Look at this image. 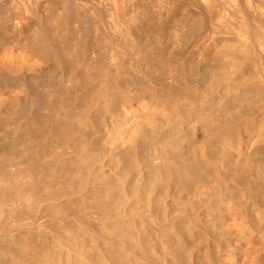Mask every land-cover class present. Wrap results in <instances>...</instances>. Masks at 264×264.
<instances>
[{
	"label": "clouds",
	"instance_id": "9594fccd",
	"mask_svg": "<svg viewBox=\"0 0 264 264\" xmlns=\"http://www.w3.org/2000/svg\"><path fill=\"white\" fill-rule=\"evenodd\" d=\"M29 5L25 28L0 27V126L23 125L14 207L43 219L30 239L0 228V264H258L264 27L241 21L236 55L205 51L184 0H100L115 34ZM0 166L15 184L20 167Z\"/></svg>",
	"mask_w": 264,
	"mask_h": 264
},
{
	"label": "rangeland",
	"instance_id": "374dc122",
	"mask_svg": "<svg viewBox=\"0 0 264 264\" xmlns=\"http://www.w3.org/2000/svg\"><path fill=\"white\" fill-rule=\"evenodd\" d=\"M222 1H223V3H225V2L226 3L224 5L221 3V7L225 6L227 4H230L232 6L235 5L233 2H231L229 0H226V1L222 0ZM227 1H228V3H227ZM240 1L243 2L242 3V5H243L245 0L244 1L240 0ZM246 1H245V3H246ZM254 1H255L254 3L262 4V8H264V0H254ZM220 2H221V0H220ZM76 3H77L76 0H71V5H73V7H71L72 11L70 12V16H69V19L72 21L74 28L80 26V21L78 19V15L80 14L81 11L79 9L80 6H78ZM186 3H187V5H186ZM205 3H206V0H203V2H202V0H188V1L184 0V5H185V7L188 8V11L191 14L192 18L196 19L198 17L199 19L198 18L197 19L201 22L202 25H204L203 28L205 27L204 31L201 33V36H207L208 37V40L205 42L208 47H207V49H205V51H207L208 49H211L213 52H216L217 50L223 48L225 51L229 52V54L238 55V52H236L235 47H234L236 42H237V37L235 36V32L239 31V30H237L238 29L237 28V25H238L237 21L240 22L241 19L243 20V18H241L242 16L239 15V14H234V13L231 12L232 13V14H230L231 17H232L231 20H233L234 22L231 21L230 20L231 17L227 18V16H229V13L227 15V11L230 12L231 9L233 11L234 6L230 8V5H227L226 6L227 8L223 9L226 12H224L222 10V8H224V7H222L221 8L222 14L220 13V14H218V16H215V18L217 17L218 19L217 18L215 19L214 17H212V18H214V20L211 19L213 21L209 20L210 21L209 22L208 21V19H209L208 18V13L206 12V10L204 8ZM18 5L19 4H17L16 7H14L12 5L13 9L15 8V10H13V9L10 10V8H12V7H10L8 12H0V16L2 17V18L0 17V27H3L6 31H11L12 28H14V27H18L20 29L21 28L23 29V28H25L28 25L27 22H30V21H28V19L29 20L31 19L30 18L31 15L23 13V11L21 12L22 9L20 8V5L19 6ZM61 5H62V3L59 2V7L60 8H61ZM245 5L247 6V3L243 5V7H244L243 10L245 8H247L246 9V11H247L246 13H248V14L251 13L249 15H254L256 17H257L256 14H258L260 22L264 23V18H262V17H264V14H262V13H264V11H262V9L261 10L258 9L255 12L256 9L253 10L254 9L253 7H249L248 8V6L245 7ZM16 8H18L17 10H20V11H17ZM82 8L84 9L83 11H85V13H88L91 16V18L93 19L92 11L90 13L89 10L87 9V7H82ZM228 8H230V9H228ZM248 9H249V11H248ZM251 9L253 10V12L250 11ZM181 11L183 12V9H181ZM259 12L261 14H259ZM17 13H19V14H17ZM27 15H28L29 18L27 17ZM24 16H25V18H24ZM219 16H220V18H219ZM221 20H223V21H221ZM218 22H220V23H218ZM203 23H205V24H203ZM206 23H209V24H206ZM217 24L219 25V27H218ZM258 24H259V22L252 23L253 28L256 27V25H258ZM227 25H229L231 28L228 27ZM210 27H211V29H210ZM232 27H233V29H232ZM260 27H264V25H262ZM220 29H223V30H220ZM93 30L94 31H92V32H93V34H95L96 33V29H93ZM211 30H213V32H211ZM216 30H217L218 33L216 32ZM231 30L232 31L234 30V31L232 32ZM224 32H226V33H224ZM208 35L212 36V37L210 38ZM215 36H217V37H215ZM249 38L251 39V37H249ZM225 45H228L229 47L225 48L224 47ZM5 99L7 100L8 97H5ZM12 106L14 107L15 105L13 104ZM16 124L18 125L17 128L13 127L12 124L9 123V122H5V123H3L2 126H0V132L4 133L3 136H0V155H3L6 158V160H8L10 162V166H12V167L19 166L20 169H21L19 175L16 178L17 182L15 184H10L8 187H5L2 183H0V207H1L0 208V216H1V218H0V228L6 227V226L15 225V227H8V235L10 237L17 238V237L23 235V236H25L27 238H29V237L31 238L32 233H34L41 226L40 222L43 219V217L33 218L31 215H28L26 213V210L14 207V205L17 203L18 194L19 195H24L25 192L27 191V185L25 184L24 179L26 180L27 174L30 171V169H28L29 166L26 163V161L29 159V156L24 155L22 151H18V149L22 148L21 146H23V144L26 142L25 135H24V133L22 131L23 125L20 124L19 121H16ZM16 143H17V145H16ZM2 172H3V167L0 166V174H2ZM8 194H9V196H8ZM5 202H7V207L4 206ZM253 216H254V214H253ZM29 221H30V223H29ZM257 224H259V220H257ZM86 226L89 227V228L92 227V225H86ZM249 227H251V225H249ZM262 256H264V254H261V256L259 257L258 264H264V257H262ZM85 259H87V257H85Z\"/></svg>",
	"mask_w": 264,
	"mask_h": 264
},
{
	"label": "bare ground",
	"instance_id": "6f19581e",
	"mask_svg": "<svg viewBox=\"0 0 264 264\" xmlns=\"http://www.w3.org/2000/svg\"><path fill=\"white\" fill-rule=\"evenodd\" d=\"M77 1V0H76ZM188 1V0H187ZM226 1V0H225ZM229 1H231V2H233L235 5H233L234 6V8H233V11H232V9H231V11L230 12H228L227 11V15H228V13H229V16H227V18L228 17H231V15L230 14H232V13H234V14H239V15H241L242 17L241 18H243V22L245 23V24H247L248 25V27H249V30H252V29H254L253 28V26H252V23H254V22H259V24L258 25H260V26H262V25H264V23H262V22H260V20H259V15L258 14H256L257 15V17L256 16H254V15H249V14H251V13H246L247 11H246V9L247 8H245L244 10H243V5L244 4H246L247 3V6H248V8L249 7H253L254 9L253 10H255V12L258 10V9H262V11H264V8H262V4H257V3H254L255 1L254 0H250V4H249V0H245L246 1V3H245V1H244V4L242 5V3L243 2H241L240 0H229ZM59 2H61L62 3V5H61V8H63L64 7V4H65V2L67 3V11H68V17L70 16V12L72 11V8L71 7H73V5H71V0H59ZM193 2V1H192ZM202 2H203V0H202ZM257 2V1H256ZM79 3L81 4V5H83L84 7H87V9L88 10H90L91 9V11H92V14H95V15H93L92 17H93V19H95L97 16H99L100 17V19H106V21H107V24H111L112 25V27H113V29H114V32H113V34H115L116 33V30H118L119 29V25L118 24H116V23H114V18H115V16H114V14L116 13V6L114 5L113 6V9H112V11L111 12H109V11H106L101 5H100V0H96V3H95V5H93V0H79ZM221 3L224 5L225 3H223V1L221 0V2H220V0H206V3H205V6H204V8H205V10H206V12L208 13V21L209 20H211V19H213L214 20V18H215V16H218V14H222V11H221V8L222 7H224V8H222V10L223 9H226L227 7V5H230V4H227V5H225V6H222L221 7ZM227 3H228V1H227ZM17 4H19L20 5V8L22 9L21 10V12L23 11V13H26V14H28V15H31V13L33 12V9L30 7V5H29V0H6V3L4 4V5H0V12H8V10H9V8L10 7H12V5L14 6V7H16V5ZM77 4V3H76ZM88 4V5H87ZM18 5V6H19ZM186 5H187V3H186ZM250 5V6H249ZM232 5H230V8L231 7H233ZM246 5H245V7H247ZM19 8V9H20ZM78 8V7H77ZM230 8H228V9H230ZM11 9H13V7L12 8H10V10ZM18 8H16V10H17ZM80 9V14L78 15V19H79V21H80V19H81V17H83L86 13H85V11H83L84 9L82 8V7H80L79 8ZM78 9V10H79ZM82 9V10H81ZM13 10H15V8L13 9ZM204 10V11H205ZM253 10L251 9L250 11H252L253 12ZM259 10V11H260ZM17 11H20V10H17ZM221 11V12H220ZM224 12H226L225 10H223ZM248 11H249V9H248ZM14 12V11H13ZM223 12V13H224ZM232 12V13H231ZM261 12V11H260ZM259 12V14H261ZM20 13V12H19ZM19 13H17V14H19ZM258 13V12H257ZM203 14V13H202ZM253 14V13H252ZM262 14H264V13H262ZM28 15H27V17H28ZM225 15V14H224ZM223 15V16H224ZM197 16V15H196ZM222 16V15H221ZM236 16V15H235ZM238 16V15H237ZM262 16V15H261ZM1 17V16H0ZM23 17V16H22ZM212 17H214V18H212ZM234 17V16H233ZM2 18V17H1ZM24 18H25V16H24ZM29 18V17H28ZM31 18V17H30ZM198 18V17H197ZM196 18V19H197ZM217 18V17H216ZM215 18V19H216ZM219 18H220V16H219ZM238 18V17H237ZM261 18V17H260ZM262 18H264V17H262ZM199 19V18H198ZM207 19V18H206ZM218 19V18H217ZM232 19V17L230 18V20ZM18 20V19H17ZM213 20H211V21H213ZM227 20V19H226ZM225 20V21H226ZM235 20V19H234ZM239 20V19H238ZM241 20H240V22H241ZM28 21H30L29 19H28ZM219 21V20H218ZM221 21H223V20H221ZM231 21H233V20H231ZM230 21V22H231ZM5 22V21H4ZM20 22V21H19ZM206 22V21H205ZM210 22V21H209ZM234 22V21H233ZM240 22H238L237 21V23H238V25H237V30H239L240 29ZM27 23H29V22H27ZM26 23V24H27ZM79 23V22H78ZM212 23V22H211ZM218 23H220V22H218ZM22 24V23H21ZM203 24H205V23H203ZM206 24H209V23H206ZM230 24V23H229ZM236 24V23H235ZM24 25V24H23ZM218 25V24H217ZM10 26V25H9ZM105 27L107 26V25H104ZM204 26V25H203ZM216 26V25H215ZM228 27H230L229 25H227ZM257 26V25H256ZM20 27V26H19ZM218 27H219V25H218ZM234 27V26H233ZM233 27H232V29H233ZM205 28V27H204ZM216 28V27H215ZM222 28V27H221ZM231 28V27H230ZM22 29V28H21ZM91 29H92V31H94L93 29H96V32H98V31H101L102 29L101 28H98L97 27V25L96 24H92L91 25ZM210 29H211V27H210ZM213 29V28H212ZM219 29V28H218ZM217 29V30H218ZM229 29V28H228ZM236 29V28H235ZM217 30H216V32H217ZM220 30H223V29H220ZM225 30V29H224ZM226 31V30H225ZM228 31V30H227ZM232 31V30H231ZM230 31V32H231ZM234 31V30H233ZM232 31V32H233ZM211 32H213V30H211ZM218 33V32H217ZM224 33H226V32H224ZM223 33V34H224ZM205 34V33H204ZM222 34V33H221ZM212 35V34H211ZM219 35V34H218ZM225 35V34H224ZM229 35V34H228ZM209 36V35H208ZM213 36V35H212ZM212 36H209L210 38L212 37ZM233 36V35H232ZM215 37H217V36H215ZM226 37V36H225ZM206 42V41H205ZM17 128V127H16ZM10 138V137H9ZM6 139V138H5ZM19 143V142H18ZM21 143V142H20ZM24 143V142H23ZM16 145H17V143H16ZM14 146V145H13ZM9 147V146H8ZM22 147V146H21ZM12 148V147H11ZM10 148V149H11ZM13 150V149H12ZM14 151V150H13ZM9 152V151H8ZM4 154V153H3ZM24 167V166H23ZM25 168V167H24ZM29 169V168H28ZM21 170V169H20ZM29 171V170H28ZM24 178V177H23ZM24 181H25V179H24ZM20 185V184H19ZM7 190V189H6ZM10 192V191H9ZM5 195V194H4ZM8 196H9V194H8ZM5 198V197H4ZM7 199V198H6ZM1 208V207H0ZM18 213V212H17ZM2 214V213H1ZM0 218H1V216H0ZM23 225V224H22ZM25 233V232H24ZM30 234V233H29ZM11 235V234H10ZM20 235V234H19ZM30 238V237H29ZM262 257H264V256H262Z\"/></svg>",
	"mask_w": 264,
	"mask_h": 264
}]
</instances>
